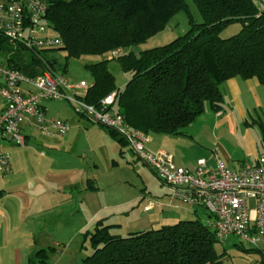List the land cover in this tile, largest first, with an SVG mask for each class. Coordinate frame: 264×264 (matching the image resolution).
I'll use <instances>...</instances> for the list:
<instances>
[{
  "label": "trees",
  "instance_id": "16d2710c",
  "mask_svg": "<svg viewBox=\"0 0 264 264\" xmlns=\"http://www.w3.org/2000/svg\"><path fill=\"white\" fill-rule=\"evenodd\" d=\"M45 1V19L64 44L55 49L4 45L2 60L37 76L46 70L58 73V58L48 54L57 49L66 51L67 58L123 49L120 55L85 65L92 85L84 100L99 107L115 93L109 108L122 114L133 129L151 136L186 135V128L207 103L215 112L222 110V87L233 77L264 83V7L257 0H192L202 22L191 18L192 27L185 34L149 49H142L141 44L178 10L187 9L188 0ZM188 15L192 17L189 11ZM233 23H240V30L222 37L223 29ZM111 61H117L128 75L122 88L109 69ZM66 71L67 65L59 72L66 75ZM99 125L122 147L128 146L116 131ZM208 216L207 222L180 220L128 236L111 233L112 225L100 220L91 235L94 251L81 264H223L224 254L216 248L219 240ZM52 253L53 248L38 249L27 264H51Z\"/></svg>",
  "mask_w": 264,
  "mask_h": 264
},
{
  "label": "rangeland",
  "instance_id": "374dc122",
  "mask_svg": "<svg viewBox=\"0 0 264 264\" xmlns=\"http://www.w3.org/2000/svg\"><path fill=\"white\" fill-rule=\"evenodd\" d=\"M188 11L192 17L188 15ZM191 18L196 23H200L203 20L198 7L192 0H188V8L178 10L159 32L150 36L145 43L141 44V48L149 49L170 43L175 38L185 34L192 27ZM240 28V23L229 24L223 29L221 36L229 37L237 33ZM4 45L18 46L17 44L13 45L0 33L1 59H4L2 55L4 54ZM48 54L58 58L57 71H61L67 65L66 76L72 81L81 79L90 80V75L85 65L113 57L111 53H106L102 56L83 55L77 58H67V52L58 51V49ZM109 69L115 74L117 85L122 88L128 80V75L121 70L117 61H111ZM52 102H54L52 105L64 104L66 106V111L64 112H67L66 114H68L73 127L75 124L74 120L80 118V114L66 100H55ZM50 103V101H47L48 105ZM52 105L48 106L50 111L47 114L52 117L65 118V115L59 114V110ZM229 106H233L232 101ZM216 113L210 104L207 103L205 111L186 128L187 133L190 135L187 134L185 136L187 138H183L177 145L179 154L174 152L177 155L179 165L176 164L178 166L191 168L196 164L199 157L212 160L215 155H218L225 165L231 168L238 167L242 162L254 163L257 161L264 146V104L258 105L251 101V104L247 108L245 120L239 121L240 124L238 123V129L235 133L226 128L220 130L214 128ZM212 131L214 138L212 137ZM31 135L30 140L25 146L6 141L0 143V148L10 153L11 159L14 156L23 155L32 158L33 161L40 160L41 158H48L50 160L54 153L59 157H68L73 162L77 161L81 169L79 173L80 192H83L84 188L87 187V178H89L88 182L90 184L93 183L96 186L95 189L97 191L94 209L98 210V212L95 213L93 222L83 228L81 234L73 240V243L66 244L65 241V243H62L61 240L63 239L56 237V242L60 243V246L55 245L54 241L41 245L44 248H53L51 264H81L82 260L94 251L91 235L100 220L105 224L112 225L110 227L111 233L128 236L129 233L134 231L156 229L163 225L175 224L180 220L200 219L203 222H207L209 219V212L204 207H193L172 199L169 186L127 146L124 147L125 158L116 157L119 161V166L110 174L105 170L108 168V163L105 161L102 149L97 147L95 151H90L86 148L84 138L79 141L76 135L72 139V148L67 143L68 149L66 147H58L59 149H56V151L53 148L57 147L51 146L53 144L51 139H64V134L52 137L42 134L36 129ZM152 138L154 141L151 145H158L159 136L152 135ZM162 147L171 148L170 144H165ZM42 151L46 152V155L45 153L42 154ZM81 157L84 159L83 162H81ZM79 160L80 162H78ZM42 163H39L41 173L43 171L41 167ZM61 164H64V162L61 161ZM35 172V176L41 174L39 171ZM37 177L42 178V175H38ZM83 177H85L84 180H82ZM90 180H93V182ZM85 184L86 186H84ZM61 197L63 198L64 194H59L57 191L54 192L56 200H59ZM136 197H138L137 201H135ZM129 199H134L135 202L133 201V204H123ZM142 200L144 203L150 201L155 203V208L152 209L149 216L136 211L137 206ZM80 205L78 204V206ZM75 214L72 216L76 223L75 226L81 227L89 220L92 211L88 212L87 208L86 210L84 208L82 213H78L76 216ZM41 248L39 247L38 249ZM216 248L219 253L223 252L224 254L222 259L223 264H264V251L254 249L243 242L237 235H231L225 241H217Z\"/></svg>",
  "mask_w": 264,
  "mask_h": 264
},
{
  "label": "built area",
  "instance_id": "2783aa9c",
  "mask_svg": "<svg viewBox=\"0 0 264 264\" xmlns=\"http://www.w3.org/2000/svg\"><path fill=\"white\" fill-rule=\"evenodd\" d=\"M257 1L264 7V0ZM46 13L45 0H0V31L13 45L61 47L63 39L45 19ZM122 53L119 48L111 56ZM91 85L72 82L59 71L26 75L0 58V143L25 145L24 124L35 126L45 135L69 132L71 123L48 117L44 106L47 101L66 100L80 115L123 137L131 151L169 186L172 199L204 207L219 241L237 235L253 248L264 245V146L256 162H244L235 168L226 166L218 155L212 160L199 158L193 169L178 166L174 154L162 148L150 149L152 136L133 129L122 114L109 108L115 93L105 97L99 107L87 103L84 96ZM12 170L10 153L0 148V171L8 174Z\"/></svg>",
  "mask_w": 264,
  "mask_h": 264
},
{
  "label": "crops",
  "instance_id": "0c3cea01",
  "mask_svg": "<svg viewBox=\"0 0 264 264\" xmlns=\"http://www.w3.org/2000/svg\"><path fill=\"white\" fill-rule=\"evenodd\" d=\"M82 81L92 84L91 79L73 80L72 82L80 83ZM222 89L224 93V108L215 114L214 128L217 130L226 128L235 133L238 129L239 121L245 120L247 108L251 101L258 105L264 104V83H261L257 78L233 77L224 83ZM231 101L233 106H229ZM50 102L51 105L54 103ZM49 105L47 102L44 104L47 113L50 111ZM52 106L59 110V114L65 115V118H58L71 122L68 114H66L67 112H64L66 111L64 104H54ZM47 116L52 117L49 114ZM79 117L74 120L75 124L73 127L71 125L70 131L64 134V139H51L53 143L51 146L57 147L53 148L54 150L59 149L58 147H66L68 149L69 146L66 144L69 143L70 148H72V139L76 135L79 141L84 138L86 148L90 151H95L97 147L102 149L105 161L108 163V168L105 170L111 174L119 166V161L116 157L125 158L124 147L104 127L82 115ZM23 129L27 143L32 136L31 134L37 128L33 125L24 124ZM213 131L212 137L214 138ZM187 134L183 136L158 135L159 142L157 144L159 146L156 144L154 146L151 145L154 141L152 138L148 147L150 146L151 148H149L152 150L162 148L171 152L174 154L175 161L178 164L176 154H179V150H177V145L183 138H187L185 137ZM49 136L57 137L58 135ZM165 144H170L171 148L162 147ZM174 152L177 153L175 154ZM44 153L46 155V152L42 151V154ZM83 160L81 157V162ZM61 161L64 164H61ZM41 162H43L41 166L43 168L42 173L39 170V163ZM12 163V172L6 174L0 171V264H27L30 254L39 247L44 248L41 245L54 241L55 245L60 246V243L56 242V237L63 239H60L62 243H73V240L81 234L83 228L93 222L95 213L98 212V210L94 209L97 191L95 189L96 186L93 183L90 184L88 182L89 178H87V187L84 188L83 192H80L79 173L81 169L77 161L73 162L68 157H59L56 153L53 154L50 160L41 158L37 161H33L32 158L23 155L14 156ZM195 166L196 164L191 168L181 167L193 169ZM35 171H39L41 174L35 176ZM38 175H42V178H38ZM84 179L85 177L82 178V180ZM90 181L93 182V180ZM54 189L59 194H64V197L56 200L54 198V192H56ZM137 199L138 197H136L135 201ZM133 201L134 199H129L123 204H133ZM152 203L154 202L144 203L142 200L136 211L149 216V213L155 208L154 205L147 208ZM78 204L81 205L78 206ZM84 208L85 210L87 208L88 212L92 211V214L89 220L84 223V226L76 227L72 216L75 213V216L78 213H82ZM263 247L264 245H261L256 250L264 251Z\"/></svg>",
  "mask_w": 264,
  "mask_h": 264
},
{
  "label": "water",
  "instance_id": "95a60500",
  "mask_svg": "<svg viewBox=\"0 0 264 264\" xmlns=\"http://www.w3.org/2000/svg\"><path fill=\"white\" fill-rule=\"evenodd\" d=\"M136 51H137V52H139V51H140V49L137 47V48H136Z\"/></svg>",
  "mask_w": 264,
  "mask_h": 264
}]
</instances>
